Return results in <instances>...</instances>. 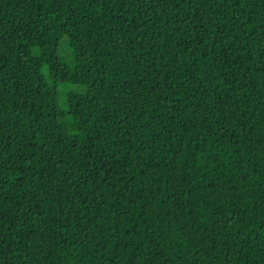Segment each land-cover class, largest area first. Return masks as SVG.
I'll use <instances>...</instances> for the list:
<instances>
[{
    "label": "trees",
    "instance_id": "16d2710c",
    "mask_svg": "<svg viewBox=\"0 0 264 264\" xmlns=\"http://www.w3.org/2000/svg\"><path fill=\"white\" fill-rule=\"evenodd\" d=\"M0 264H264V0H0Z\"/></svg>",
    "mask_w": 264,
    "mask_h": 264
},
{
    "label": "rangeland",
    "instance_id": "374dc122",
    "mask_svg": "<svg viewBox=\"0 0 264 264\" xmlns=\"http://www.w3.org/2000/svg\"><path fill=\"white\" fill-rule=\"evenodd\" d=\"M66 38L64 37L58 46V57L63 60L65 63H68L70 61V50L66 46ZM67 92H74V93H83L84 89L82 87L76 86V85H61L59 87V97H58V103L60 107H64L65 98Z\"/></svg>",
    "mask_w": 264,
    "mask_h": 264
}]
</instances>
